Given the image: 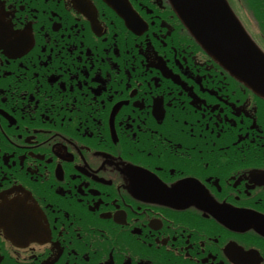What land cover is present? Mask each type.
<instances>
[{
	"label": "flooded vegetation",
	"instance_id": "1",
	"mask_svg": "<svg viewBox=\"0 0 264 264\" xmlns=\"http://www.w3.org/2000/svg\"><path fill=\"white\" fill-rule=\"evenodd\" d=\"M0 264H264V98L169 0H0Z\"/></svg>",
	"mask_w": 264,
	"mask_h": 264
},
{
	"label": "water",
	"instance_id": "2",
	"mask_svg": "<svg viewBox=\"0 0 264 264\" xmlns=\"http://www.w3.org/2000/svg\"><path fill=\"white\" fill-rule=\"evenodd\" d=\"M204 47L264 96V53L248 36L226 0H172Z\"/></svg>",
	"mask_w": 264,
	"mask_h": 264
}]
</instances>
